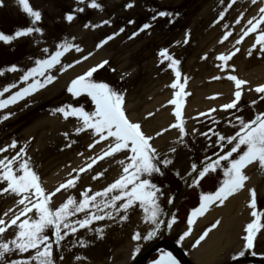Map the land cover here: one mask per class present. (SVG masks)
<instances>
[{
  "label": "rangeland",
  "instance_id": "obj_1",
  "mask_svg": "<svg viewBox=\"0 0 264 264\" xmlns=\"http://www.w3.org/2000/svg\"><path fill=\"white\" fill-rule=\"evenodd\" d=\"M246 1L237 0L233 6L242 3L244 5ZM88 2L89 0H85L84 4H78L77 0H30L33 9L41 12L42 22H37L35 26L41 28L42 33H32L29 36L20 37V40L15 42L16 48H6L7 52L15 54L11 60L17 57V60L20 61V75L18 71H7L6 68H9L10 63H7L9 60L5 58L9 56H6L4 43L0 42V53L2 52L0 70L3 71V74L0 75V91L7 85H16L15 88H11L9 92L0 96V99H6L12 93L18 91L21 86H26L25 83L18 80V77L22 76L29 68L34 67L36 59L46 58L47 54L43 52L44 48H48L49 53H51L55 51L57 43L67 39L69 42L78 45L82 51L76 52L74 49L69 51L64 55L62 63H73L76 60H81L84 56H88L89 53L91 55L99 54V59L100 55L107 59L108 64L102 68L101 72L108 74L110 78L117 81V87H114V89L122 92L125 96L124 108L126 115L131 121L140 123L145 134L150 133V136L153 137L152 145L154 144V147L162 155L167 154L173 159L174 163L169 167L178 170L180 174L186 170H191L192 163L202 159L205 154L210 155L218 147L209 144L215 140L212 133H208L211 141L199 133L208 132L211 128L221 134L230 135L235 132L236 128L229 125L228 121L231 120L236 123V116L243 115L248 118L251 116L252 111H256L257 108H264V101L260 99L262 94L253 91L254 93L244 97L239 106V111L232 109L226 113L219 111V113L211 115L219 123H213L212 119L206 116H201V119L199 117L194 118L195 113L191 112L193 118L190 117L189 120H192V122L183 121L187 132L184 144L177 142L178 129L169 127L174 123L168 126L169 132L163 131L164 127L160 128L159 126L156 129L150 127L146 124V119L150 117L148 114L152 113V117H154L156 114L162 113L164 105L168 107L171 105L168 101L171 100L172 92L180 90L170 87L176 80V76L167 67V61L163 64L160 62L158 53L161 49L167 48L169 53L181 62L178 65L181 72L179 82L184 87L197 82L194 90L190 94L187 92L182 97L184 101H192L193 96L198 92H202L203 95L214 91L213 85L217 81L210 83L209 80L208 84L203 85L202 80L204 76H207L206 74L212 73L209 71L219 67L214 59L215 53L223 44L225 45L229 38L224 41L225 43L219 42L211 49L207 46L214 39L207 40L208 43L205 42L202 46L199 45L198 41L209 30L214 33L222 31L224 24L216 29L218 23L214 22L219 19V13L227 7L230 0H97L102 5V9L89 8L87 7ZM249 2L250 0H248ZM127 3H132L133 7L125 8ZM77 7L84 8V11L73 12ZM230 10L231 8L225 13L224 19L220 21L221 23L227 24L226 20ZM159 11H165L172 15L157 17L156 20H152V16ZM67 13H72L75 16L71 22L64 19ZM234 14L236 15L234 16L235 20L237 17L236 10L233 12ZM245 17H247L246 14ZM104 20H109L110 24L103 25ZM129 20L134 21V23L129 24ZM245 20L243 17L241 25L245 24ZM86 23L101 26L85 28L84 24ZM144 23L151 24V27L139 31ZM233 25L235 26L236 23ZM28 26H30V18L22 12L16 0L7 2L0 0V31L11 33L18 28L22 29ZM122 27L125 29L124 32H119ZM186 29H188L189 40L185 44L183 42L185 36L182 39L181 37ZM117 32H119V35L104 44L101 53L96 50V45L100 41ZM133 32H139V34L129 39ZM215 37L217 36L215 35ZM93 44L94 47L92 48ZM202 57H206V59H202ZM94 62L95 60L92 61V63ZM81 65V63L76 64L74 72H77L75 70ZM59 67L58 65L56 69L51 70L50 74L57 77L53 83L20 100L19 102L22 103L11 104L7 108L0 109V116L12 114L7 120H0V148L9 145L13 140L17 142L15 149L10 148L7 152L0 153V158L4 156L11 157L15 155L19 148L24 147L26 149L25 159L30 158L31 165L38 173L42 186L48 192H52L63 183V181H60L54 186L55 181H51L53 176L58 180H64L66 176L70 177V173L74 176L73 169L84 167L86 163L90 162V157L99 155V150H95V147L98 149L96 145L92 149L88 148V145L93 143L94 139L91 137L90 132L75 134V128L80 126L75 117H69L65 120L62 115L53 113V109L64 104L84 105L85 110H93H90L93 105L86 95L73 99L71 94L66 91L69 82L61 81L64 72H59ZM78 72L80 73V71ZM251 85L250 83V90L252 89ZM253 100L257 101L255 105L251 104ZM186 107H189L188 103H186ZM171 117L172 115L169 113L164 122L171 121ZM193 129H196V133H193ZM161 130L163 134L157 137L156 133L161 132ZM64 133L68 134L67 138H65ZM160 139L167 140V142L158 147L155 143ZM73 141L75 143H72ZM69 144H71V147L66 146ZM101 144L102 142L97 145L100 146ZM171 147H175L177 151L170 153L169 149ZM123 158L124 154H117L115 158L109 157L99 161L91 170L81 173L76 187L68 190L62 189L52 198L51 207H58L69 195L78 200L81 191L85 188H91L93 192L102 190L113 182L112 173H121V166L116 161ZM105 169L107 171L104 172V176L96 180L102 182L97 190L87 186L93 175ZM214 181L215 179H213ZM153 182L160 186L164 192L161 205L163 210H166L168 197L172 192L171 185L162 175H155ZM174 190L175 186L173 192ZM17 199L18 197L12 195L0 196V217L8 221L19 211L16 205ZM181 208L182 204L177 207L178 210ZM9 209H12V211L8 212ZM139 210L137 207L131 211L130 219L123 223L108 220L95 222L91 227L93 229L103 228L106 234H103L102 238H96L95 232L87 229H80L77 234L66 237L61 242L62 246L60 248H56L54 245L55 264L82 262L83 259L76 260L75 257L87 258L90 251L99 253V257L95 258L96 261L110 264L112 260H116L111 253L120 245V242L113 245L110 240H105L110 239V235L107 233L108 228L114 225L128 227L136 214L141 213ZM5 212H8L7 216L4 215ZM262 222L264 223V217ZM15 231L14 226L9 228L6 233L0 235V241L7 242L13 239ZM49 235H51L50 232ZM179 236L177 234L175 239L178 240ZM80 239L86 241L84 246H80L78 243ZM111 240H113L112 233ZM192 245H185L184 248L187 252ZM249 251V253L255 251L256 254H264V229L258 234L254 249ZM30 253L14 252L8 256V259H28ZM230 256L231 254L229 256L220 255V257H224L223 260L220 259L215 264H224ZM117 259H121V257H117ZM31 264H34V262H31Z\"/></svg>",
  "mask_w": 264,
  "mask_h": 264
},
{
  "label": "snow or ice",
  "instance_id": "obj_2",
  "mask_svg": "<svg viewBox=\"0 0 264 264\" xmlns=\"http://www.w3.org/2000/svg\"><path fill=\"white\" fill-rule=\"evenodd\" d=\"M77 2L78 4H84L85 0H77ZM236 2L237 0H230L227 7L219 13V19L214 23L222 21L225 13ZM250 2L252 5L260 4L258 15L247 21L246 30L242 29L243 34L236 40V44H240L244 37L250 33H257L254 44L248 50L249 56L252 55V49L256 48L257 45L260 46L259 51L264 53V28L261 27L264 25V0H250ZM17 3L22 12L30 18V26L22 29L18 28L12 34L0 32V42L4 44H11L17 38L26 37L32 33H42V29L35 26L42 18L41 12L33 9L30 5V0H17ZM87 7L102 9V5L97 0H89ZM132 7V3L125 4V8ZM83 11L84 8L82 7H77L73 10V12ZM171 15V13L159 11L152 16V20H156L157 17ZM243 17L244 13H241L235 23L240 24ZM74 18L75 16L72 13H67L64 16V19L68 22H71ZM102 23L103 25H108L110 21L104 20ZM128 23L132 24L134 21L129 20ZM100 26L99 24H84L85 28ZM150 27L151 24L144 23L139 31H144ZM224 27L228 28V25H224ZM124 30L122 27L119 29V32H124ZM119 32L107 36L96 47L100 48L116 35H119ZM138 34L139 32H133L129 39ZM230 35L231 32L226 31L220 43L226 41ZM188 40L189 34L186 32L184 43H188ZM73 49L76 52L82 51L78 45L69 42L67 39L57 43L55 51L51 53H49L48 48H44L43 52L47 54L46 58L36 59L35 66L29 68L20 77V81L25 83L26 86L12 93L6 99H0V109L7 108L9 105L15 104L53 83L57 77L50 73L58 65L60 66L58 71L63 73L76 64L81 63L82 60H87L91 55L89 53L88 56L82 57L81 60H76L70 64H63L61 58ZM238 51L239 49L237 48L234 52L219 54L216 59L227 64ZM158 56L162 64L165 61L168 62L167 67L176 76V80L170 87L172 89H180L179 91H175L173 98L168 101L169 104L175 105L173 114L176 120L169 127L178 129L179 137L177 142L184 144L187 132L182 120L181 100L186 93L183 91L184 85L179 82L181 72L178 69V65L181 62L175 59L167 48L161 49ZM202 59H206V57H202ZM106 64H108V61H102L89 68L83 74L76 76L70 81L66 89L73 99L82 95L90 98L94 106L92 111L85 110L84 105L73 106L72 104H64L53 109L54 114L58 113L62 115L65 120L69 117H75L79 121L80 126L75 128V134L79 135L82 132H90L94 139L93 143L88 145L89 149H92L101 141H108L106 149L101 154L90 157V162L86 163L84 167L73 169L72 171L75 175L73 176L70 173L71 178L61 183L52 192H48L42 186L38 173L31 165L30 158L25 159L26 149L24 147L19 148L15 155L11 157L4 156L0 158V196L12 195L18 197L16 205L19 208V211L8 221L0 217V235L6 233L13 226L16 229L13 239L7 242L0 241V264H31V262H34V264H55L54 245L56 248H60L62 246L61 242L66 237L77 234L80 229L94 231L96 238H102L104 229H93L91 227L95 222L104 220L118 223L126 222L130 219L131 211L137 207L142 210V221L148 228L146 234L139 230L135 231L131 236L133 241H151L158 236L162 225H166L168 229H171L176 223L175 215L167 221L162 219L164 210L161 205V199L164 196V192L160 186L153 182V177L155 175H163V170L173 165L174 161L167 154L162 155L152 145L151 141L153 137L143 132L140 123L133 122L128 118L124 108V94L105 82H96L93 79V74ZM17 70L15 65L7 69L10 72ZM2 74L3 71L0 70V75ZM219 78L213 77V79ZM227 79L234 82L236 90L233 93L234 99L227 104L221 105V110L235 109L239 111L238 105L242 97L241 88L247 82L237 78L235 75H228ZM15 87V84L5 86L0 91V96H3L4 93L9 92L11 88ZM255 92L262 94L260 99L264 101V84L257 86ZM256 103V100L251 101L252 105ZM215 111L216 109H210L209 113H200L199 115L212 119L213 123H219V121L210 116V113ZM10 115L12 114L0 116V120H7ZM151 115L152 113L148 114V116ZM235 120L236 123H233L231 120L228 121L229 125L238 129L232 135L221 134L211 128H209L208 132L199 133L209 141H211V137H209L208 133H212L215 140L211 141V145L218 146L220 151L213 152L212 156H205L199 166L197 163L191 164V171L188 175L192 176L193 173H196V176L192 179L190 186L198 187L200 181L206 175L216 173L218 169L222 171L223 179L215 192H202L200 194L199 206L191 210L187 218L188 228L179 236L177 244L190 235L195 217L202 216L210 205H223L230 196L246 187L245 182L249 179L245 172L246 168L255 164L257 172L264 176V112H258L251 120L246 121L242 116H236ZM167 130L164 129L163 131ZM193 133H196V129H193ZM162 134V132H157L156 136L158 137ZM64 135L67 138L68 134L64 133ZM72 143H75V141ZM66 146L71 147V144ZM16 147L17 142L13 140L9 145L0 148V153H5L10 148L15 149ZM176 151L175 147L169 149L170 153H175ZM117 154H124L123 159L116 161L121 166V174L117 179L100 191L93 192L91 188H85L81 191L78 200L69 195L58 207H51L53 203L52 198L57 193L61 192L62 189L68 190L76 187L81 173L91 170L99 161H103L109 157L115 158ZM222 162H226V164L222 165ZM105 171L107 169L97 172L91 179L93 181L100 179L104 176ZM176 175L179 176V172ZM248 191L251 199L247 206L251 209L250 215L252 219L243 228L242 247L244 250H253L258 234L264 229V223H262L264 212L257 210V193L255 189H249ZM172 203L173 199L170 197L168 204ZM11 211L12 209L8 210V212ZM8 212H5L4 215L7 216ZM22 217L23 219H21ZM219 223V220L213 223L211 228L206 229L192 246L196 247L199 245L208 235V232L217 227ZM49 232L51 235H49ZM78 243L80 246H84L86 241L80 239ZM30 250H32L31 253ZM244 250L239 251L238 255H234L232 259L237 260L238 257L244 256ZM14 252L21 254L30 253V255L28 259L9 260L8 256ZM139 252L140 247H135L131 254L132 258H135ZM251 254L256 255L255 251H252ZM75 259L81 260L82 258L77 256ZM151 264H180V261L171 252H163L160 258L152 261Z\"/></svg>",
  "mask_w": 264,
  "mask_h": 264
},
{
  "label": "bare ground",
  "instance_id": "obj_3",
  "mask_svg": "<svg viewBox=\"0 0 264 264\" xmlns=\"http://www.w3.org/2000/svg\"><path fill=\"white\" fill-rule=\"evenodd\" d=\"M255 7V6H254ZM254 10H251V12H253ZM245 61V60H244ZM241 61V63L239 64L240 67H244L246 64V61ZM86 65H82L78 70L83 69ZM253 70L256 71L257 73L260 72V69L255 66L253 67ZM218 91L222 92L224 90V86L223 85H218L217 86ZM206 103V102H205ZM160 116H164V111L160 114H158L156 116V118L158 119ZM148 121H151L148 120ZM152 124V123H150ZM253 166L250 168L252 169ZM186 179V183L189 182V180L191 179V177H185ZM52 181L55 180V178L51 179ZM264 188H262L263 190ZM184 191V190H183ZM247 188L240 194V196H236L234 198H231L230 201L222 208L219 209V211H215L219 212L220 216H221V221L218 224V226L216 227V229L214 230V232L211 233V235L209 237H207L204 241V243L197 248L193 254L191 255V258L193 260V262L197 263V264H210L213 259L215 257H217L219 250H222L225 247L228 246H236L237 245V240H238V234L241 230L242 227V221L246 220V211H244L241 207L239 208V210H242V216H238L234 213L233 209H234V205L238 202H240V199L243 197V195L246 193ZM244 204V203H242ZM172 208V207H171ZM170 209L169 212H170ZM142 215L138 214L132 222V226H129L126 229H118L117 232H119V238H121L122 236L127 237V239L137 230H139L140 232L146 234V230L148 228V226L142 221ZM213 215V213H212ZM209 214H207L204 217V221H207L210 219V217L212 216ZM202 223H200L199 221V226ZM223 229H226V231H224ZM219 230L222 231L221 232V237L216 238V234L215 233H219ZM125 239V240H127ZM126 246L127 249H130L132 246V242H129L128 240L126 241ZM133 244H140L139 242H134ZM90 264V263H89ZM95 264H98V262H95Z\"/></svg>",
  "mask_w": 264,
  "mask_h": 264
}]
</instances>
